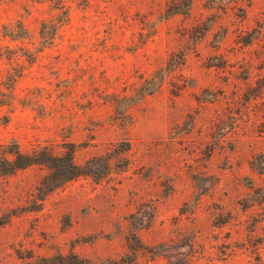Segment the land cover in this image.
I'll list each match as a JSON object with an SVG mask.
<instances>
[{"label":"rangeland","instance_id":"374dc122","mask_svg":"<svg viewBox=\"0 0 264 264\" xmlns=\"http://www.w3.org/2000/svg\"><path fill=\"white\" fill-rule=\"evenodd\" d=\"M66 3L41 48L0 0V145L59 157L0 176V264H264V0Z\"/></svg>","mask_w":264,"mask_h":264},{"label":"trees","instance_id":"16d2710c","mask_svg":"<svg viewBox=\"0 0 264 264\" xmlns=\"http://www.w3.org/2000/svg\"><path fill=\"white\" fill-rule=\"evenodd\" d=\"M49 1H52L56 5L59 14L57 19H46L42 21L39 34L41 39H46L41 43V48H46L54 42L55 37L59 33L60 27L69 19L66 0ZM19 28L24 30L22 23L21 25L19 24ZM47 30L51 31V36H45ZM9 34L10 36H13V31H10ZM18 37L21 38L22 36L15 35L13 38L20 39ZM58 158L59 157L50 154L48 149L45 148H36L27 153L21 149L17 142H14L10 146L0 145V176L15 173L35 164L49 165ZM69 164L73 168L69 179L85 173V171L80 169V166L75 164L73 154L69 155Z\"/></svg>","mask_w":264,"mask_h":264}]
</instances>
